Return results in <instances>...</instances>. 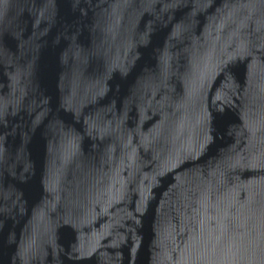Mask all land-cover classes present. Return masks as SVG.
I'll list each match as a JSON object with an SVG mask.
<instances>
[{
	"label": "water",
	"instance_id": "obj_1",
	"mask_svg": "<svg viewBox=\"0 0 264 264\" xmlns=\"http://www.w3.org/2000/svg\"><path fill=\"white\" fill-rule=\"evenodd\" d=\"M0 264H264V0H0Z\"/></svg>",
	"mask_w": 264,
	"mask_h": 264
}]
</instances>
